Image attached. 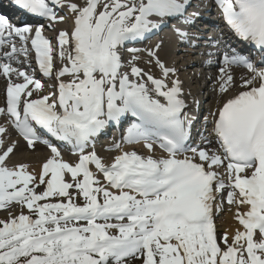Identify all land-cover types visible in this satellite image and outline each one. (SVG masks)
Listing matches in <instances>:
<instances>
[{
  "label": "snow or ice",
  "instance_id": "obj_1",
  "mask_svg": "<svg viewBox=\"0 0 264 264\" xmlns=\"http://www.w3.org/2000/svg\"><path fill=\"white\" fill-rule=\"evenodd\" d=\"M8 6L0 264H264V0Z\"/></svg>",
  "mask_w": 264,
  "mask_h": 264
},
{
  "label": "bare ground",
  "instance_id": "obj_2",
  "mask_svg": "<svg viewBox=\"0 0 264 264\" xmlns=\"http://www.w3.org/2000/svg\"><path fill=\"white\" fill-rule=\"evenodd\" d=\"M160 37H165V39L167 40V37L165 36V33H163L162 35L157 36V38H151V39L149 40V43H152V42L157 41L158 39H160ZM146 44H147V43H146ZM139 46H141V45H139ZM189 59H191V57H189ZM194 70H196L197 72L200 71L199 68H189V69L187 70L186 75L190 76V75L194 72ZM201 83H203V81H201ZM2 86H3V83H2V84L0 83V87H2ZM196 89H197V88H193L194 91H195ZM205 90H206V92H205L206 94H205V97H203V99H205L206 106H205L204 108L201 107V109H200L202 112H204V114H206L207 109H208V108L210 107V105H211V99H210V97H211V92H210V89H205ZM205 90H204V91H205ZM203 99H202V100H203ZM115 129H116V128L113 127V128H112V131H111L110 133H116ZM119 135H120V133H117V135H116V136H113L112 138H118ZM109 146H110V144H108V145H104V146L99 145L97 151H98L102 156H109L110 154L104 151V149L108 148ZM125 147H127V146H125ZM136 147L139 148L140 146L137 145ZM40 149H43V147H40L39 150H40ZM24 154H25V156H26V157H25L26 160H29L31 163L35 164V160H34V158H35L36 156H32V155H30V154H28V153H24ZM43 154H44V153H43ZM43 154H42V155H43ZM32 161H33V162H32ZM2 216H6V212H3L2 214H0V217H2ZM216 224H217L218 229H220V230H226V229H227V230H229V232L233 231L236 227H238L237 223L232 219V215H231V213H229V212L227 211V206H226V205H225V212L221 215V217H219V218L217 219Z\"/></svg>",
  "mask_w": 264,
  "mask_h": 264
},
{
  "label": "rangeland",
  "instance_id": "obj_3",
  "mask_svg": "<svg viewBox=\"0 0 264 264\" xmlns=\"http://www.w3.org/2000/svg\"><path fill=\"white\" fill-rule=\"evenodd\" d=\"M139 47H142V46H139ZM187 59H188V58H187ZM192 87L195 88V87H198V86L194 84V85H192ZM205 94H206V93H205ZM198 98H199V97H198ZM202 101H204V99H203ZM205 106H206V104H205ZM205 106H204V107H205ZM25 157H26L25 154H23V156H21V154L18 153L17 156L13 157V159H20V158L26 159ZM3 212H5V211H4V210H0V214H2ZM4 217H5V216H2V217H0V219H2V218H4ZM218 231H219V230H218ZM219 232L222 233L223 231L220 230Z\"/></svg>",
  "mask_w": 264,
  "mask_h": 264
}]
</instances>
